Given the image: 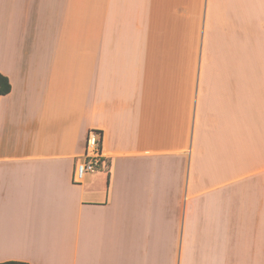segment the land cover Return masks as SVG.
<instances>
[{
    "label": "crops",
    "instance_id": "obj_1",
    "mask_svg": "<svg viewBox=\"0 0 264 264\" xmlns=\"http://www.w3.org/2000/svg\"><path fill=\"white\" fill-rule=\"evenodd\" d=\"M0 73V263L264 264V0H0Z\"/></svg>",
    "mask_w": 264,
    "mask_h": 264
},
{
    "label": "built area",
    "instance_id": "obj_2",
    "mask_svg": "<svg viewBox=\"0 0 264 264\" xmlns=\"http://www.w3.org/2000/svg\"><path fill=\"white\" fill-rule=\"evenodd\" d=\"M102 147V133L99 129H89L84 152L76 158L73 180L82 183L90 173L99 172L105 163Z\"/></svg>",
    "mask_w": 264,
    "mask_h": 264
},
{
    "label": "trees",
    "instance_id": "obj_3",
    "mask_svg": "<svg viewBox=\"0 0 264 264\" xmlns=\"http://www.w3.org/2000/svg\"><path fill=\"white\" fill-rule=\"evenodd\" d=\"M12 90V85L9 80V78L2 73H0V95H7L11 92ZM0 264H29L24 261H15V260H10V261H5L1 262Z\"/></svg>",
    "mask_w": 264,
    "mask_h": 264
}]
</instances>
